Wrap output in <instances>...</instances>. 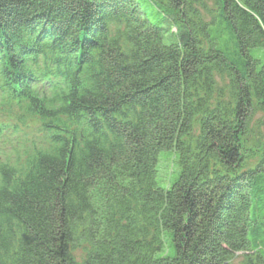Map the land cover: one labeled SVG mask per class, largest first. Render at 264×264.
Returning <instances> with one entry per match:
<instances>
[{"label":"trees","instance_id":"obj_1","mask_svg":"<svg viewBox=\"0 0 264 264\" xmlns=\"http://www.w3.org/2000/svg\"><path fill=\"white\" fill-rule=\"evenodd\" d=\"M0 111V264H264V0H0Z\"/></svg>","mask_w":264,"mask_h":264},{"label":"rangeland","instance_id":"obj_2","mask_svg":"<svg viewBox=\"0 0 264 264\" xmlns=\"http://www.w3.org/2000/svg\"><path fill=\"white\" fill-rule=\"evenodd\" d=\"M4 121H9V117H6L4 115V113L0 111V122H4ZM28 123H30L29 124L30 126L31 125L33 126L35 124V121L34 120H29ZM76 252L79 253V251H76ZM238 259H240V258H238Z\"/></svg>","mask_w":264,"mask_h":264}]
</instances>
